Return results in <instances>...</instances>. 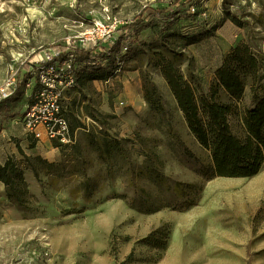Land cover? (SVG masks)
I'll use <instances>...</instances> for the list:
<instances>
[{
	"label": "rangeland",
	"instance_id": "374dc122",
	"mask_svg": "<svg viewBox=\"0 0 264 264\" xmlns=\"http://www.w3.org/2000/svg\"><path fill=\"white\" fill-rule=\"evenodd\" d=\"M106 12L146 29L124 26L131 55L65 93L70 143L35 139L20 84L31 61ZM240 44L264 69V0H0V89L12 73L19 81L17 97L0 99V167L11 164L9 184L0 180V264H264V163L254 177H217L160 66L171 60L208 94ZM263 97L264 80L240 100L220 91L239 139ZM103 135L128 141L110 166L90 142Z\"/></svg>",
	"mask_w": 264,
	"mask_h": 264
},
{
	"label": "trees",
	"instance_id": "16d2710c",
	"mask_svg": "<svg viewBox=\"0 0 264 264\" xmlns=\"http://www.w3.org/2000/svg\"><path fill=\"white\" fill-rule=\"evenodd\" d=\"M163 12L171 19L167 9ZM129 26L135 27L138 33L146 29L141 18L131 24L127 23L126 28ZM133 40H136L134 35H130L127 39L126 53H122L119 43L109 50L99 51L98 48L88 51L77 50L75 55L79 68L76 71L74 88H80L81 83L87 78L108 77L109 69L114 65L105 64L109 63L111 56L118 60L115 62L128 58L132 53ZM160 66L191 132L199 143L210 151L214 174L223 178L256 176L264 163V97L245 113L244 123L248 133L245 140L236 137L230 128L228 117L232 114L233 107L219 100L221 90L240 100L246 92L248 82H252L254 89H257L264 80L262 62L252 52L250 46L240 44L225 58L224 63L216 71L215 84L208 94L198 95L196 89L185 81L180 69L171 60L163 58ZM28 79L29 77L24 79L25 87ZM153 91L155 92V89ZM146 98L152 103L150 92H147ZM90 142L94 150L109 161V166L111 162L124 158L127 153L125 145L128 141L125 139L116 140L103 135L100 138H91ZM10 166L9 161L0 167V180L6 184L10 182L6 176Z\"/></svg>",
	"mask_w": 264,
	"mask_h": 264
},
{
	"label": "built area",
	"instance_id": "2783aa9c",
	"mask_svg": "<svg viewBox=\"0 0 264 264\" xmlns=\"http://www.w3.org/2000/svg\"><path fill=\"white\" fill-rule=\"evenodd\" d=\"M190 9L192 13L199 11L196 5H191ZM126 24L106 12L77 37L68 38L66 49H43L33 58L26 83V88L32 90L31 101L22 113V121L29 134L37 140L47 137L58 144L71 142V130L65 116L63 98L76 85L75 75L79 66L75 52L79 49L88 51L95 48L99 51L109 50L119 43L122 53H126L127 39L131 35L124 29ZM18 89L19 81L12 73L0 89V99L14 97Z\"/></svg>",
	"mask_w": 264,
	"mask_h": 264
},
{
	"label": "crops",
	"instance_id": "0c3cea01",
	"mask_svg": "<svg viewBox=\"0 0 264 264\" xmlns=\"http://www.w3.org/2000/svg\"><path fill=\"white\" fill-rule=\"evenodd\" d=\"M20 84L23 85V86L25 85L24 82H23V83L21 82ZM24 87H25V86H24ZM25 88H26V87H25ZM24 91L26 92V96H27V98L30 99V101H31L32 90H31V89L28 90V89L26 88V90H24ZM28 96H29L30 98H29ZM28 101H29V100H28ZM28 101H27V102H28ZM28 103H29V102H28Z\"/></svg>",
	"mask_w": 264,
	"mask_h": 264
}]
</instances>
